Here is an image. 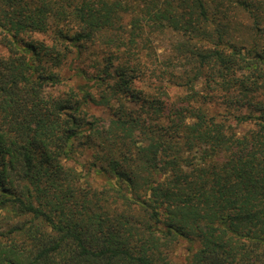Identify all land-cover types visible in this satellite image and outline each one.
<instances>
[{"label":"trees","instance_id":"obj_1","mask_svg":"<svg viewBox=\"0 0 264 264\" xmlns=\"http://www.w3.org/2000/svg\"><path fill=\"white\" fill-rule=\"evenodd\" d=\"M0 47V264H264V0H0Z\"/></svg>","mask_w":264,"mask_h":264},{"label":"rangeland","instance_id":"obj_2","mask_svg":"<svg viewBox=\"0 0 264 264\" xmlns=\"http://www.w3.org/2000/svg\"><path fill=\"white\" fill-rule=\"evenodd\" d=\"M4 52L1 47H0V52ZM74 65L73 64H69L65 69H64V83L61 86H58L56 88H50L48 89V93L51 94H56L59 90H62L64 88H67L69 86H76L79 84H84L86 81L81 77V76H77L76 75V71L75 68H73ZM170 95L172 96V98L174 96H177L179 94H182L184 92V89L180 88V87H175V86H171L168 88ZM88 111L90 112V116L91 117H96V115H102L104 116L105 114L102 112V110L100 108H96L93 105H90L88 107ZM82 161L85 160V157H81L80 158ZM81 162V161H80ZM78 163V162H76ZM79 164V163H78ZM80 165V164H79ZM187 245H189V243L187 241H180V243L178 244V246L175 249V253H174V260L175 261H179V262H183L184 258L186 256V247Z\"/></svg>","mask_w":264,"mask_h":264}]
</instances>
